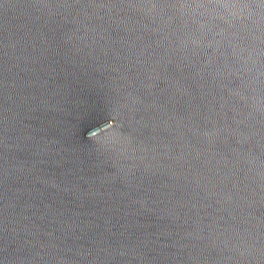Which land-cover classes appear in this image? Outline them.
<instances>
[{"label":"water","instance_id":"obj_1","mask_svg":"<svg viewBox=\"0 0 264 264\" xmlns=\"http://www.w3.org/2000/svg\"><path fill=\"white\" fill-rule=\"evenodd\" d=\"M0 264H264V0H0Z\"/></svg>","mask_w":264,"mask_h":264}]
</instances>
